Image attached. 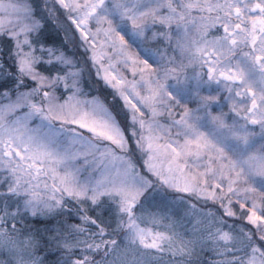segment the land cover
I'll use <instances>...</instances> for the list:
<instances>
[{"label":"snow or ice","instance_id":"obj_1","mask_svg":"<svg viewBox=\"0 0 264 264\" xmlns=\"http://www.w3.org/2000/svg\"><path fill=\"white\" fill-rule=\"evenodd\" d=\"M0 264H264V0H0Z\"/></svg>","mask_w":264,"mask_h":264},{"label":"trees","instance_id":"obj_2","mask_svg":"<svg viewBox=\"0 0 264 264\" xmlns=\"http://www.w3.org/2000/svg\"><path fill=\"white\" fill-rule=\"evenodd\" d=\"M43 2H44V0H39L41 8L43 7ZM44 31H45V35L46 36L52 37L57 43H59V41L64 36L63 30L60 28V25L57 24V22H55V21L49 22ZM68 47H69V49H72L73 46L71 44H69ZM98 88H99L98 92L95 89H93V94L99 95L101 97H105L106 96L107 99L109 101H111L112 97H111V95L108 94L109 90L104 87L102 81L98 85ZM188 227L190 228L191 225H188ZM55 259H56V257H53V256L49 257V261H52V260H55Z\"/></svg>","mask_w":264,"mask_h":264}]
</instances>
